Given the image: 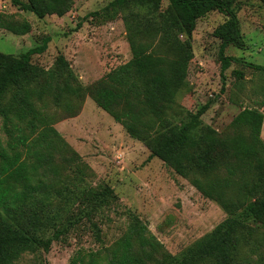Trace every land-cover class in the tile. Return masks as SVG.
<instances>
[{
  "label": "trees",
  "instance_id": "1",
  "mask_svg": "<svg viewBox=\"0 0 264 264\" xmlns=\"http://www.w3.org/2000/svg\"><path fill=\"white\" fill-rule=\"evenodd\" d=\"M242 1L248 0H112L105 9L123 13L132 57L87 86L63 55L49 70L32 63L33 56L47 50L50 37L19 56L0 52V118L7 135L6 146L0 143V264L49 252L54 242L115 198L109 187L71 189L73 178L64 177L69 168L79 174L87 165L53 124L77 116L87 97L143 143L150 158L190 179L227 216L178 255L134 218L112 246L79 252L70 264H264V113L245 108L230 131L219 135L202 123L208 104L195 114L175 107L194 58L193 32L211 12L227 17L214 31L221 41L223 78L232 63L264 74V65L227 55L230 47L246 48L237 14ZM12 2L43 19L65 16L75 1ZM0 27L18 35L31 30L27 22L13 25L1 18ZM233 75L239 82L245 77L239 69ZM50 105L65 113L53 117L47 113ZM75 203L78 212L61 222V209L66 212ZM36 264L48 262L38 259Z\"/></svg>",
  "mask_w": 264,
  "mask_h": 264
},
{
  "label": "rangeland",
  "instance_id": "2",
  "mask_svg": "<svg viewBox=\"0 0 264 264\" xmlns=\"http://www.w3.org/2000/svg\"><path fill=\"white\" fill-rule=\"evenodd\" d=\"M74 1L65 16L39 19L33 13L19 10L12 0H0V18L4 22L13 25L27 22L31 26L24 35L0 27V52L19 56L50 37L47 50L33 56L32 63L49 70L56 58L63 55L84 86L127 63L132 55L123 13L105 9L112 0ZM242 2L237 14L246 48L230 47L227 55L264 65V3ZM226 18L214 11L198 20L192 37L194 58L189 63L187 84L179 92L175 106L195 114L208 104L202 123L219 135L230 131L234 118L245 108L264 113L263 73L232 63L224 73L225 79L221 74V41L214 31ZM236 69L245 73L241 82L233 75ZM47 113L57 118L65 112L50 105ZM2 124L0 118V143L6 146L7 135ZM53 128L87 165L79 174L74 168L65 173L64 177L73 178L75 187L71 189L102 191L109 187L115 198L54 242L49 252L24 254L17 264H36L38 259L48 264H70L79 252L103 251L112 246L134 218L147 227L164 249L178 255L225 220L227 215L218 203L201 194L190 179L162 160L150 158L149 149L131 138L120 123L89 97L77 116L55 121ZM261 130L264 140V124ZM78 210L76 203L66 212L61 209L60 221L65 222Z\"/></svg>",
  "mask_w": 264,
  "mask_h": 264
}]
</instances>
